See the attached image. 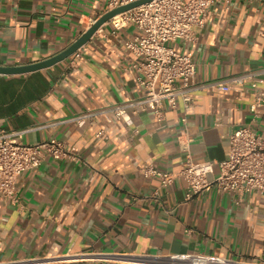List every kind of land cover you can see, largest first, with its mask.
<instances>
[{
  "label": "crops",
  "instance_id": "1",
  "mask_svg": "<svg viewBox=\"0 0 264 264\" xmlns=\"http://www.w3.org/2000/svg\"><path fill=\"white\" fill-rule=\"evenodd\" d=\"M104 13V0H0V66L60 53ZM135 34L133 26L106 22L75 52L79 58L0 76V131L22 132L25 144L54 138L74 152V159L46 156L22 172L18 203H0V264H184L172 258L180 255L264 264V195L212 187L185 201L184 181L158 189L138 172L154 165L178 173L183 116L191 161L210 162L215 173L227 158L230 132L247 126L264 137V109L251 123L249 85L194 90L186 110L178 100L158 117H132L130 128L100 120L82 129L48 127L140 97L131 69L137 59L124 46ZM169 46L193 61V88L251 71L264 92V0H219L191 41Z\"/></svg>",
  "mask_w": 264,
  "mask_h": 264
},
{
  "label": "built area",
  "instance_id": "2",
  "mask_svg": "<svg viewBox=\"0 0 264 264\" xmlns=\"http://www.w3.org/2000/svg\"><path fill=\"white\" fill-rule=\"evenodd\" d=\"M140 0H104L106 12ZM219 0H151L150 2L122 12L108 22L114 29L133 26L135 36L124 46L135 57L131 65L136 82L141 88L140 97L121 104L87 111L81 115L48 125L54 127L72 123L82 129L96 121L105 124L122 123L133 126L132 117L150 112L158 117L164 111L173 110L182 102L186 110L192 103L190 93L194 90H232L249 85L253 101L248 110L255 123L264 109V92L257 87L256 72H245L217 81L190 86L195 66L191 58L169 46L177 41H191L193 28L203 25L210 7ZM79 58V55L76 54ZM182 129L177 137L184 162L178 173L159 170L154 165H140L138 172L143 179H154L158 189L167 188L175 181L186 185L185 201L199 196L214 187L220 194L238 196L257 192L264 195V137L250 127H239L228 134L227 158L218 164V172L210 162L193 163L189 155V139L186 137V118L181 117ZM103 135L102 131L97 133ZM186 140H185V138ZM184 138V141H183ZM73 149L64 142L50 138L46 141L25 144L22 132L0 131V203L17 204L16 181L25 171L38 168L46 156L53 160L74 159ZM157 196V191L153 193ZM184 264H229L228 261L202 255L172 257Z\"/></svg>",
  "mask_w": 264,
  "mask_h": 264
},
{
  "label": "water",
  "instance_id": "3",
  "mask_svg": "<svg viewBox=\"0 0 264 264\" xmlns=\"http://www.w3.org/2000/svg\"><path fill=\"white\" fill-rule=\"evenodd\" d=\"M150 1L151 0H140V1H136L132 4H129V5H126L123 7H119L115 10L106 12L101 17H99L97 20L93 21L92 25L85 32H83L80 35V37H78V39H76L65 50L61 51L60 53H58V54H56V55H54L48 59H45V60H42V61H39V62H36L33 64H29V65L14 66V67L0 66V76H18V75H24V74H28V73H32V72H36L39 70L49 68V67L53 66L54 64H56L60 61H63L65 59H67L69 56H71L72 54H74L81 46H83L92 37V35L102 25H104L106 22H108L114 16H116L122 12L136 8L138 6H141L143 4H146Z\"/></svg>",
  "mask_w": 264,
  "mask_h": 264
}]
</instances>
